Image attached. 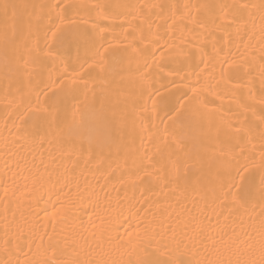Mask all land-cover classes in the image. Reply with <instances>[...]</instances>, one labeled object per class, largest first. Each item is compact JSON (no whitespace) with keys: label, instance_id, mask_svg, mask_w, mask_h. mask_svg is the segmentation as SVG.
<instances>
[{"label":"bare ground","instance_id":"bare-ground-1","mask_svg":"<svg viewBox=\"0 0 264 264\" xmlns=\"http://www.w3.org/2000/svg\"><path fill=\"white\" fill-rule=\"evenodd\" d=\"M262 64L264 0H0V264H264Z\"/></svg>","mask_w":264,"mask_h":264},{"label":"snow or ice","instance_id":"snow-or-ice-1","mask_svg":"<svg viewBox=\"0 0 264 264\" xmlns=\"http://www.w3.org/2000/svg\"><path fill=\"white\" fill-rule=\"evenodd\" d=\"M85 7H87V6L86 5H75V4H65V5L52 4L50 6L51 10L55 11L56 19L59 22L56 23L54 26L50 27L48 29V31L51 32L52 39L58 47L70 46L72 43H74L75 41H77L79 38L82 37L83 33L78 28L77 22H76L74 16L69 15V13L72 12L73 10L81 9V8H85ZM93 7H95L99 11L101 9L108 7V6L94 5ZM114 7L119 8L122 6L121 5H115ZM124 7H126V6H124ZM143 7L156 8V7H162V6H160V5H144ZM184 7L188 8L189 6L185 5ZM201 7L210 8L211 6L203 5ZM244 7H247V6H244ZM4 8H5V10H7L8 5L5 4ZM5 14H7V13H5ZM173 15H175V13H173ZM50 16H51V13H49V17ZM104 18L107 19L108 17L104 16ZM181 19H183V17H181ZM189 19L192 20L191 17H189ZM216 19L217 18L210 13L209 16L207 17V20H201V21L192 20V22L197 23L200 28L209 29L210 26H218V25H216ZM49 22H51L50 19H49ZM85 23H87V22H85ZM173 23H175V21H173ZM95 27H96V25L94 24L93 28H95ZM149 27H151L150 24H149ZM103 31H105V29H100L101 33ZM141 38H143V37H141ZM101 39H102V37H101ZM156 42L159 43V40H157ZM36 51H37V56L33 57V59L39 58V51L40 50L37 49ZM45 55H51V52H47V53H45ZM95 55L100 58V62L98 64V67H99L100 74H103L107 70L106 69L107 61L104 59L103 52L97 50ZM225 63H230V62L225 61ZM145 67H148L147 62H145ZM226 72H227L226 69L221 70V79L222 80L224 79ZM261 77H262V81H264V64H262V66H261ZM85 88H87L86 82H85ZM191 90H192L193 94H196L198 92L197 87H193ZM191 99H192V97H188L189 101ZM178 103H180V108L175 109V112H177V113H179L180 109H183L185 107L183 101H178ZM259 103L261 105H264V90H262L261 99L259 100ZM45 111H47V109H45ZM58 113H59V109L54 108L53 111L51 113H49V116L51 117V119L53 121H56L59 118ZM169 118L174 119L175 117L169 116ZM261 122L264 123V117H261ZM253 131H254V129L252 126H249L247 128H245L243 126L237 127L235 129V135L230 138V139L235 140V147L239 148L241 153H243V151H244V144L241 143V140L243 139V137H247L248 142L251 143V139L253 138ZM241 134H243V135H241ZM258 136H259V143L261 144V148H262V150H261V165H260L262 171H261L260 182H261V186H262L261 191L264 192V129H261L259 131ZM221 155H225V153L222 152ZM247 171H248V167L244 166L243 172H247ZM238 175H240V179L242 181L245 179V177L243 176L242 173H238ZM249 191H250V189H249ZM262 198H264V196H262ZM129 235H131V233H129ZM161 254L162 253H161L160 248L157 247L154 250V252L150 253L148 257L138 261L137 264H170V261L163 260L160 258ZM73 264H80V262H78V261L73 262ZM84 264H92V262L86 261V262H84ZM220 264H223V262H220Z\"/></svg>","mask_w":264,"mask_h":264}]
</instances>
